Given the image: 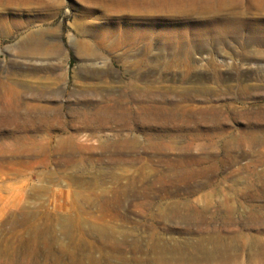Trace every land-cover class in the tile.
Wrapping results in <instances>:
<instances>
[{"label":"rangeland","instance_id":"obj_1","mask_svg":"<svg viewBox=\"0 0 264 264\" xmlns=\"http://www.w3.org/2000/svg\"><path fill=\"white\" fill-rule=\"evenodd\" d=\"M45 1L0 0V264H264V42ZM221 244L247 250L168 262L153 247Z\"/></svg>","mask_w":264,"mask_h":264},{"label":"bare ground","instance_id":"obj_2","mask_svg":"<svg viewBox=\"0 0 264 264\" xmlns=\"http://www.w3.org/2000/svg\"><path fill=\"white\" fill-rule=\"evenodd\" d=\"M105 1L109 2L112 8L119 9L121 12H123L122 14L125 23L126 21L128 23H132L127 18H138L141 23L149 25L151 27L165 26V29H159L157 31V34L163 32L166 34H170L174 37H179L180 39L187 37L216 39L222 38L223 36H228L229 34L241 37L248 33L250 37H252L256 41L264 42V0ZM47 3H49V0L47 1ZM56 4L58 5L59 3ZM4 19L5 18L1 20ZM108 113H111L110 109L105 108L95 113H92V115L98 116V114L105 115ZM83 137L87 141L90 139V135H84ZM125 144L130 145L129 141L122 140L120 143H118V147L124 146ZM109 146L110 143L108 141L106 143L101 144V147L103 149H106ZM46 147L45 149H48V147H50V144H47ZM77 147V139H75L73 136L60 137L56 146L57 150L67 153L70 151H75ZM121 178L123 177H118L119 180ZM128 180L129 182L127 186L119 187V189L115 192L114 195H116V198H120L122 194H127L130 185H136L139 181L137 178H129ZM107 191L108 190L103 191L101 196H106ZM82 194L83 193L73 194V202L76 203V207H78L77 203L79 202V200L82 199ZM84 195L85 194H83V196ZM94 196L96 195L90 193L89 196H85L84 198L90 200ZM66 211L57 210V212H59L61 215L66 214ZM113 246L115 249H122L120 245ZM210 246L211 247H209V245H154L153 247L155 248V252L157 254L156 258L158 260L168 262L174 260H183L185 262H211L219 260L222 262H227L228 260H231L234 257H239L242 254V249L243 251L247 250L246 248H242L241 245L221 244ZM258 251H260V255L264 256V245H261Z\"/></svg>","mask_w":264,"mask_h":264}]
</instances>
